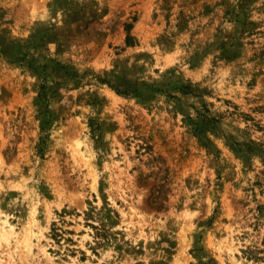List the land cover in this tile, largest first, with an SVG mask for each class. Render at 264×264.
Here are the masks:
<instances>
[{"label":"rangeland","instance_id":"374dc122","mask_svg":"<svg viewBox=\"0 0 264 264\" xmlns=\"http://www.w3.org/2000/svg\"><path fill=\"white\" fill-rule=\"evenodd\" d=\"M0 264H264V0H0Z\"/></svg>","mask_w":264,"mask_h":264},{"label":"trees","instance_id":"16d2710c","mask_svg":"<svg viewBox=\"0 0 264 264\" xmlns=\"http://www.w3.org/2000/svg\"><path fill=\"white\" fill-rule=\"evenodd\" d=\"M118 92V91H117ZM118 93H120V92H118Z\"/></svg>","mask_w":264,"mask_h":264}]
</instances>
